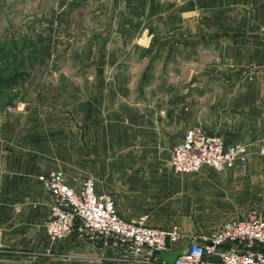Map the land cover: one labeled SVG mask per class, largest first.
<instances>
[{
	"label": "rangeland",
	"instance_id": "obj_1",
	"mask_svg": "<svg viewBox=\"0 0 264 264\" xmlns=\"http://www.w3.org/2000/svg\"><path fill=\"white\" fill-rule=\"evenodd\" d=\"M180 1L0 0V166L6 160L21 157L23 151L32 159L38 155L33 160L42 173L54 168L72 169L79 163L87 170L84 180L75 187L92 178L95 186L98 182L102 187L103 194L115 200L122 216L128 213L127 217L135 219L146 217L145 225L159 230L167 231L173 226L182 230L186 224L194 227L200 215L204 229L210 231L223 221H237L238 217L242 220L253 213L264 220V203H259L264 189L258 187L254 175L250 189H246L249 177L244 181L240 177L233 189H217L222 173L204 169L194 175L177 176L171 172L177 182L185 184L186 191L174 195L171 191L170 202L174 204L169 212L156 213L164 205L136 200L132 204L123 198L131 183H140L136 178L141 176L154 179L155 185L137 192L147 193L148 197L162 194L163 175L131 171V167L149 164L147 159L131 154L137 149H148L146 142L136 141V109L144 111L148 105L145 99L149 97L151 102L157 99V111L166 114L168 102H176L184 86L226 82L219 73L216 55L208 48L199 49L196 63L190 52L196 44L185 41L180 31H137L132 30L129 21L121 20L136 18L146 23L149 8L178 6ZM136 11L138 18L131 13ZM158 17L161 20L163 16ZM195 18L204 28L201 36L208 42L212 29L227 27V19L211 25L203 24L200 15ZM136 41L138 44L133 43ZM151 88L162 98H155L154 92L146 94ZM81 145L90 151L88 155L69 156ZM259 156L255 164L264 163V156ZM120 168L123 172L118 173ZM216 193H222L224 201L212 209L206 200ZM46 220L41 225L43 231ZM76 239L91 250V264L96 258L112 256L103 254L107 249L94 237L74 232L52 243L55 250H38V260L54 258L60 262L64 255L74 257L76 253L67 252L64 247L71 249L69 240ZM185 245V240H181L178 249Z\"/></svg>",
	"mask_w": 264,
	"mask_h": 264
},
{
	"label": "crops",
	"instance_id": "obj_2",
	"mask_svg": "<svg viewBox=\"0 0 264 264\" xmlns=\"http://www.w3.org/2000/svg\"><path fill=\"white\" fill-rule=\"evenodd\" d=\"M144 2L148 5L146 1ZM179 4L173 7L163 6L164 8L159 9L149 8L147 14L144 13L147 17L146 23L136 18L132 21L121 18L131 23L132 30L146 29L149 32L162 28L166 31H180L185 41H194L196 44V48L190 49L196 63L200 59L199 49L208 48L211 54L216 55L219 73L226 79L225 84L184 86L179 91L178 100L168 102L166 114L158 112L156 107L159 102L157 99H152L151 102L149 97L145 99L148 105L144 111L136 109L135 114L138 116L136 141L146 142L148 149H137L131 154L137 159H147L149 164L143 168L131 167V171L145 170L149 174L163 175L160 182L163 186L160 187L162 194L148 197L147 193L137 192L138 189H151V186L155 185L154 179L141 176L135 177L140 183L135 185L131 183L132 187L123 198L128 199L132 204L136 200L142 201L143 204L164 205L162 208L159 207L156 213L161 210L169 212L174 204L170 202L171 191L175 192L172 195L186 191L185 184L174 179L168 166V159L172 149L182 141L186 131L193 127L201 128L208 135L220 137L226 144H243L248 148L246 165L223 173L222 180L217 181V189L235 188L241 180L240 177H243V181L247 177L250 178L246 185V189H250L253 186L252 175L256 177L258 187L264 189V163L255 164L260 157V150L264 149V42L257 33L263 21L264 0H181ZM131 13L138 18L137 11ZM160 15L163 16L161 20L158 17ZM197 15L202 17L205 22L203 24L213 25L222 19H227L225 23L227 27L225 30L212 29L208 42L201 36L204 28L195 18ZM133 43L138 44V41ZM147 92L146 94L156 93L157 96L154 97H159L158 100L162 98L152 88ZM131 123L135 121L132 119ZM133 132L131 130V133ZM86 140L83 138L82 141L86 142ZM87 148H89L88 143ZM86 149L85 145H81L76 153L73 149L69 156L84 157L90 152ZM35 158H38L37 154L33 159ZM33 159L23 151L21 157L18 155L13 160H6L3 166H0V264H90L91 250L86 249L79 239L69 240L68 246L71 249L64 247L67 252L76 253L73 254L74 257L64 255L62 256L64 260L60 262L54 258L38 260V250L50 252L49 250L56 248L52 242H48L41 228L42 222L48 218L51 199L40 189L35 179L42 172H39L38 162ZM61 169L54 168L64 174L70 187L80 184L87 170L79 163L72 169L67 170L66 167L65 170L62 169L63 171ZM119 172H123L121 168L118 169ZM96 192L104 193L98 182ZM222 195V193L214 194L211 199L206 200L208 201L206 204L212 209L221 206L222 204L218 203L224 199ZM259 197V203H264V191ZM120 215L122 216V213ZM127 216L128 213L122 217L126 220L135 219L134 216ZM198 218L194 227L186 224L182 230L180 229L183 234L182 240L185 242L191 239L207 240L214 231L204 229L205 225L201 224L204 221L202 216ZM75 235L76 238H80L79 235ZM178 246L179 244L170 245L169 250L160 258L170 264L179 254ZM225 248L229 249L230 246ZM259 248L264 251L263 247ZM103 254L113 257L115 253L104 250Z\"/></svg>",
	"mask_w": 264,
	"mask_h": 264
},
{
	"label": "built area",
	"instance_id": "obj_3",
	"mask_svg": "<svg viewBox=\"0 0 264 264\" xmlns=\"http://www.w3.org/2000/svg\"><path fill=\"white\" fill-rule=\"evenodd\" d=\"M257 33L264 42V16ZM260 154L264 155V149ZM248 156L246 145L226 144L220 137L194 127L172 149L168 166L177 176L194 175L204 169L223 174L243 168ZM36 181L51 199L43 225L50 242L77 232L94 237L102 248L115 253L113 257L96 258L92 264H169L161 255L183 239L177 226L164 231L146 226V217L124 219L111 196L96 192L92 178L81 187H70L60 171L51 170L39 174ZM260 246L264 249V220L253 213L245 220L223 221L207 240L187 241L170 264H264Z\"/></svg>",
	"mask_w": 264,
	"mask_h": 264
}]
</instances>
